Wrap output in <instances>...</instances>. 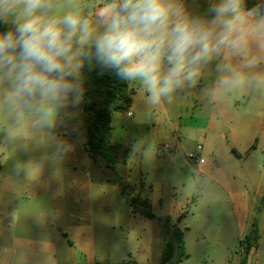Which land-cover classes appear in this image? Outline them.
<instances>
[{"label":"rangeland","instance_id":"1","mask_svg":"<svg viewBox=\"0 0 264 264\" xmlns=\"http://www.w3.org/2000/svg\"><path fill=\"white\" fill-rule=\"evenodd\" d=\"M245 70L252 79V97L264 99L260 91L264 92V84L259 86L254 79L264 74V62ZM133 97L135 106L129 109L133 116L119 114L112 120L111 142L127 147L126 182L150 201L155 217L134 213L119 188L107 181L112 173L87 157L81 103L62 111L52 132L72 145L59 163L41 159L51 149L30 146L24 151L19 144L0 143V264H159L174 227L182 231L188 255L179 264H241L244 238L253 221L261 239L246 264H264V218H260L264 201L258 200V213L252 217L255 193L264 194V106L252 101L236 112V148L250 146V150L247 157L244 153L242 158L232 157L230 169L236 177L228 186L198 170L194 159L187 157L201 153L203 140L194 132L183 133L191 140L187 150L159 151L160 145L171 144L169 124L178 129V124L199 121L195 113L206 117L208 108L199 112L177 107L175 95L164 104L166 115L162 106L148 108L135 92ZM186 101L185 97L182 103ZM221 131L227 133L226 126ZM136 141L140 146L134 152ZM212 145L206 143L202 152L204 165L211 162ZM220 156L229 164L228 151ZM18 162L40 168L34 166L28 178L26 171L16 170Z\"/></svg>","mask_w":264,"mask_h":264},{"label":"clouds","instance_id":"2","mask_svg":"<svg viewBox=\"0 0 264 264\" xmlns=\"http://www.w3.org/2000/svg\"><path fill=\"white\" fill-rule=\"evenodd\" d=\"M245 9V0H208L200 15L187 0H0V143L51 149L43 161L63 160L72 145L52 132L62 111L83 102L86 66L113 74L148 108L195 87L222 51L254 66L250 45L264 49V16ZM218 70L224 89L244 82L240 72ZM254 79L264 84V74ZM34 166L15 167L31 178Z\"/></svg>","mask_w":264,"mask_h":264},{"label":"crops","instance_id":"3","mask_svg":"<svg viewBox=\"0 0 264 264\" xmlns=\"http://www.w3.org/2000/svg\"><path fill=\"white\" fill-rule=\"evenodd\" d=\"M187 6L194 15H200L206 12L208 0H187ZM252 57L256 58L255 64L257 65L261 66L262 62H264V49L260 47L258 42H253L250 45L249 59ZM218 65L221 67L227 66L232 70L242 73L244 76V82L230 90L220 87L218 81L221 73L218 70ZM246 66L247 60L243 56L232 55L226 50L214 57L210 63L203 66L196 86L178 92L176 94L178 95V99L175 101L177 107H180L181 105L184 107L190 106L194 109H198L199 112L204 110V108H208V115L203 117L199 113H195L197 118H199V121H188L183 126L178 124V129L174 128L171 124L168 126V131L171 130L172 132L170 136L171 144L173 145L178 140H181V150H187L188 145L190 146L191 143V140L183 135L184 132L190 131L194 132L195 136H200L203 140V145L201 146L199 160L196 162L198 170H205L208 174L214 175L219 182L228 186L231 185L232 178L236 177V173L230 169V161H232V157L242 158V153H244L247 157L250 150V146L241 147V149L236 148V143L239 141L236 136V126L238 122H236V112L239 111L240 108H245L250 105L252 101L255 102V105L264 106V99H262V97L254 99L251 95L250 87L252 79L248 75V71L245 70ZM255 83L259 86L262 85L258 84L256 81ZM260 91L261 94L264 93L262 92V89ZM185 97L187 98V101L182 103L183 100H185ZM134 104L135 99L132 95V103L130 107H132V105L134 107ZM162 107L166 115H168L167 108L164 104ZM125 113L126 112L115 113L112 120L115 115L119 114L123 116L125 115L129 118L133 116L132 112V115L130 116H127ZM245 120L246 118H243L239 122ZM222 126H226L227 133H223L221 131ZM169 127L171 129H169ZM209 142L210 145L213 143V147H211L212 151L208 154L211 158V162L204 165L205 161L202 157V152L204 150L206 151V143ZM177 149L178 148L172 149L171 153L177 152ZM232 149L237 154H234ZM222 151H228L230 153L231 156L227 159L229 164L225 165L223 163L226 158H222V156H220ZM262 198H264V194L260 192L255 193L254 199L252 200L254 208L252 212L253 218L258 213V210L256 209L258 207V200H262ZM260 218H264V214H261ZM259 233L261 239L260 229Z\"/></svg>","mask_w":264,"mask_h":264},{"label":"trees","instance_id":"4","mask_svg":"<svg viewBox=\"0 0 264 264\" xmlns=\"http://www.w3.org/2000/svg\"><path fill=\"white\" fill-rule=\"evenodd\" d=\"M245 3L246 11L252 10L256 14L264 15V0H245ZM3 30L6 28L0 26V31ZM82 76L86 90L81 107L86 116L84 151L89 159L98 162L112 173V177L107 181L119 188L121 195L129 202L134 213L153 219L155 215L150 201L135 194L126 182L123 168L126 166L127 147L113 145L111 142L112 117L115 113L130 109L133 89L119 81L110 72L101 74L99 68L90 70L86 66L82 70ZM232 152L237 154L233 149ZM259 239V229L256 221H253L244 238L241 264H246L251 252L258 247ZM187 257L182 231L174 227L171 229V238L164 243L159 264H179Z\"/></svg>","mask_w":264,"mask_h":264},{"label":"built area","instance_id":"5","mask_svg":"<svg viewBox=\"0 0 264 264\" xmlns=\"http://www.w3.org/2000/svg\"><path fill=\"white\" fill-rule=\"evenodd\" d=\"M129 113H130V111H126V115L127 116H130ZM174 148H181V144H180V141L179 140L175 144H173V145L172 144H162V145H160L159 146V151L160 152H165V151L172 150ZM199 149L201 150V147ZM187 157L189 159H191V160L194 159L195 162H197L199 160V155L198 154L197 155H194L193 153H189L187 155Z\"/></svg>","mask_w":264,"mask_h":264}]
</instances>
